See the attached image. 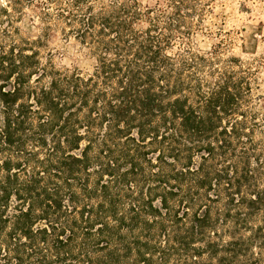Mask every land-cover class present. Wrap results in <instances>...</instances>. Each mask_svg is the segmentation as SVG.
Instances as JSON below:
<instances>
[{
	"label": "trees",
	"instance_id": "trees-1",
	"mask_svg": "<svg viewBox=\"0 0 264 264\" xmlns=\"http://www.w3.org/2000/svg\"><path fill=\"white\" fill-rule=\"evenodd\" d=\"M157 22L134 0L90 6L75 38L94 64L71 89L30 85L35 53L0 47V264H264L244 76L199 75L212 60L171 53Z\"/></svg>",
	"mask_w": 264,
	"mask_h": 264
},
{
	"label": "rangeland",
	"instance_id": "rangeland-1",
	"mask_svg": "<svg viewBox=\"0 0 264 264\" xmlns=\"http://www.w3.org/2000/svg\"><path fill=\"white\" fill-rule=\"evenodd\" d=\"M114 1L128 0H0V47L28 55L35 53L38 72L31 77L30 85L48 87L54 78L71 89L72 72L76 69L87 75L94 64V58L75 38L77 29L83 26L90 6L95 13ZM134 1L141 9L151 8L161 29L171 26L174 37L171 53L212 60L209 65L205 63L199 75L207 78V71L214 66L244 76L241 110L249 133L243 136L242 145L255 149L250 169L258 168L262 172L260 185H264V0H185L180 7L179 21L175 15L179 0ZM146 26L145 20L137 25ZM70 115L72 106L64 110L55 129ZM48 118L47 112L41 113L42 120ZM51 145L52 134L48 133L46 145L38 150L40 158H44ZM34 166L27 165L24 175L32 173ZM40 170L46 177L44 169ZM94 180L92 176L90 181ZM208 194L211 199L217 196L211 189ZM155 204H159L158 200Z\"/></svg>",
	"mask_w": 264,
	"mask_h": 264
}]
</instances>
